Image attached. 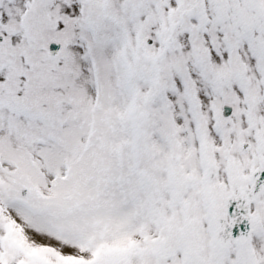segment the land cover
Masks as SVG:
<instances>
[{
  "label": "snow or ice",
  "instance_id": "6c2138e0",
  "mask_svg": "<svg viewBox=\"0 0 264 264\" xmlns=\"http://www.w3.org/2000/svg\"><path fill=\"white\" fill-rule=\"evenodd\" d=\"M0 264H264V0H0Z\"/></svg>",
  "mask_w": 264,
  "mask_h": 264
}]
</instances>
